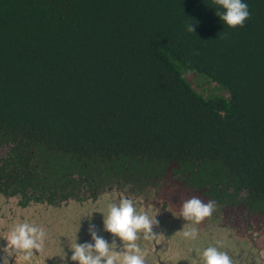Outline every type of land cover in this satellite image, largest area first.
<instances>
[{
  "label": "trees",
  "instance_id": "trees-1",
  "mask_svg": "<svg viewBox=\"0 0 264 264\" xmlns=\"http://www.w3.org/2000/svg\"><path fill=\"white\" fill-rule=\"evenodd\" d=\"M243 2L231 29L213 0H0V195L173 180L264 218V0Z\"/></svg>",
  "mask_w": 264,
  "mask_h": 264
},
{
  "label": "clouds",
  "instance_id": "clouds-1",
  "mask_svg": "<svg viewBox=\"0 0 264 264\" xmlns=\"http://www.w3.org/2000/svg\"><path fill=\"white\" fill-rule=\"evenodd\" d=\"M221 9L216 15L231 29L242 28L250 18L248 5L243 0H213ZM188 33H195V24L185 26ZM216 202L205 203L198 197H192L183 202L181 216L185 221L200 224L212 216ZM103 214V230L112 234L111 243L99 234V229L93 223L89 224L88 234L91 241L70 245L71 260L74 264H147L141 244L151 241L159 235L154 232L158 226L156 216L149 211L138 210L134 201L121 197L106 206ZM182 235L186 240H196L198 230L195 227L183 228ZM47 238L46 230L27 221L12 227L4 237L7 246L0 248L2 264H11L15 258L16 264H32L36 253L42 254ZM115 238H119L122 247L118 250ZM200 264H234L233 259L217 246L209 245L198 251Z\"/></svg>",
  "mask_w": 264,
  "mask_h": 264
},
{
  "label": "flooded vegetation",
  "instance_id": "flooded-vegetation-1",
  "mask_svg": "<svg viewBox=\"0 0 264 264\" xmlns=\"http://www.w3.org/2000/svg\"><path fill=\"white\" fill-rule=\"evenodd\" d=\"M110 193L112 192H104L99 194L96 198H90L82 202L69 200L65 203L56 205L35 202L22 204L20 198L18 197L8 198L0 195V197L5 199L16 200L18 202V205L24 209H26V207L30 205H37L42 208H39L40 210H42V212L38 210L36 213L28 215V218L23 215V212L18 214L17 216H19L20 218L17 217L14 223L6 222L0 216V248L7 246V241L4 239V237L12 229V227L18 223H22L25 221L35 224L38 227H43L47 233L43 253H36L33 258L32 264H62L61 260L57 262V259L53 258L59 253H56L54 255V253L50 250V246L52 244L50 234L52 230L56 231L58 227H63L71 223L78 225V228L89 227V224L93 223L97 226L98 229L101 228L102 233L105 235V239H107L111 243L114 237L112 236V234L103 230L102 213L104 212H94L93 210L94 204L97 203L98 200H100L101 203L106 204V202L110 203L114 200L118 201L121 197H123V195L118 193ZM124 197L130 199L133 198L131 197V195H124ZM143 198L146 199L147 196L145 195L143 196ZM132 200L134 201L138 210L149 211L152 216H156V219L159 222L158 226L154 227V232H156L159 236L151 241L141 240L139 242L143 249L147 264H171L174 257L178 259V261H180L178 262V264H180L181 262V264H200V257L197 255V252L202 251L208 246L209 243H211V238L206 237L207 232L210 230L209 228L204 229L203 232H198V237L196 240L186 241V239L182 235V230L184 228L183 222L180 219H174L172 214H169L168 210L165 209V206H168V200L167 203L162 200L159 202V205L157 207L152 205L151 208L149 205L140 204L139 202L142 199L135 200V198H133ZM83 204H89L88 208H90V210L83 213H80V211L78 210H74V208H78L76 207L77 205L81 207L83 206ZM43 209H45V211H43ZM70 209H73V211L69 212ZM64 211L66 212L65 214H63ZM59 212L62 213L63 219L59 217ZM63 228L65 229L66 227ZM89 236L90 235L88 234L87 230H84L82 237L80 239H77L76 242L83 243L84 240H88ZM219 236L220 235H215L214 242L212 241V243H218L220 245H218L220 250L227 252L233 259L234 264H264V258L256 256L254 247H251L250 249V247L248 246L247 248L245 245L246 241H244V248L241 246V243H239L238 247H236L235 243L234 246H224V244L222 243V238L220 240L218 239ZM115 239L119 250V248L122 247V242L119 240V238ZM195 243L201 245L202 249H198L195 246ZM0 256H3L2 252H0ZM181 258L185 262L181 261ZM189 260L191 262H188ZM0 264H2V260H0ZM11 264H16L15 258H11ZM69 264H74V262H70Z\"/></svg>",
  "mask_w": 264,
  "mask_h": 264
},
{
  "label": "rangeland",
  "instance_id": "rangeland-1",
  "mask_svg": "<svg viewBox=\"0 0 264 264\" xmlns=\"http://www.w3.org/2000/svg\"><path fill=\"white\" fill-rule=\"evenodd\" d=\"M184 76L187 77L193 88L200 94H216V92L214 91L215 86L213 84L208 85L204 83L197 76L192 75L190 72H186ZM226 95L227 94L225 93V96ZM116 193L123 195V197L124 195H131V197L135 198V200L142 199L139 203L143 205H149L150 208L152 205L157 207L159 205V202L162 200H164V202L166 203L168 200V206H165V209L168 210L169 214H172L174 219H180L183 222L184 227H195L198 232H203L206 228L210 229L207 232L206 236L208 238H211V243H209L208 246L212 245L218 247L219 244L212 243V241L214 242L215 235H220L218 239L220 240L222 238V243L224 244V246H234L235 243L236 247H238L239 243H241V246L244 248V241H246L245 245L247 248L248 246L250 247V249L251 247H254L256 256L264 258L263 217L246 213V211L242 210V208L240 207L216 204L212 216L206 218L200 224L197 225L193 222L185 221L180 214L182 204L185 200L192 197H198L205 203H207L209 200H207L203 196H200L198 193L191 192L190 190L180 187V185L175 183V181L173 180L162 182L159 186L147 189L140 194H136L135 196H133V192H131V194L129 193L128 187H126L124 191L112 192L110 194ZM145 195L147 196L146 199L143 198V196ZM107 204V202L105 204L101 203L100 200H98V202L94 204V212H105L104 210H106ZM88 205L83 204V206L81 207L77 205L76 207L80 209L74 208V210H78L80 211V213L87 212L90 210V208H88ZM39 208L41 207L37 205H30L26 207V209H24L18 205V202L16 200L0 197V216L3 220L9 223H14V221H16L15 219L19 217L17 215L22 212L23 215L27 218L28 215L36 213L38 210L42 212V210H40ZM43 211H45V209H43ZM65 211L63 212V214L66 213ZM72 211L73 209L69 210V212ZM59 217L63 219L62 213H60ZM63 227L66 228L64 229ZM63 227H58L56 231L52 230L50 234L52 240L50 250L54 253V255L56 253H59L53 257L57 259V262L61 260L62 264H69L70 262L73 263V261L71 260L72 252L70 249V245H74L76 243V240L82 237L84 230H87L88 232V227L78 228V225L72 223ZM99 234L105 238V235L102 233L101 228L99 229ZM88 241H91L90 236L88 237V240H84L83 243ZM195 246L198 249H202L201 245L199 244H196ZM181 261L184 260L181 258ZM178 262L180 261H178V259L174 257L171 264H178ZM188 262L191 261L189 260Z\"/></svg>",
  "mask_w": 264,
  "mask_h": 264
}]
</instances>
